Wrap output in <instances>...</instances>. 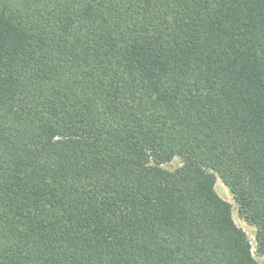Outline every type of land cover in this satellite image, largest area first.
<instances>
[{
	"label": "trees",
	"instance_id": "obj_1",
	"mask_svg": "<svg viewBox=\"0 0 264 264\" xmlns=\"http://www.w3.org/2000/svg\"><path fill=\"white\" fill-rule=\"evenodd\" d=\"M255 255L264 0H0V264Z\"/></svg>",
	"mask_w": 264,
	"mask_h": 264
},
{
	"label": "rangeland",
	"instance_id": "obj_2",
	"mask_svg": "<svg viewBox=\"0 0 264 264\" xmlns=\"http://www.w3.org/2000/svg\"><path fill=\"white\" fill-rule=\"evenodd\" d=\"M180 164H181L180 159L174 158L170 162L162 164V166L167 169H174L178 167ZM215 188L218 194L222 198L226 199L232 204V216L234 221L239 227H241L246 232L251 243L254 245L255 227L252 224H250L243 215H241L235 198L233 197L228 187L223 183V181L220 179L218 175L216 176ZM255 258L259 261L260 264H264V257L255 255Z\"/></svg>",
	"mask_w": 264,
	"mask_h": 264
}]
</instances>
